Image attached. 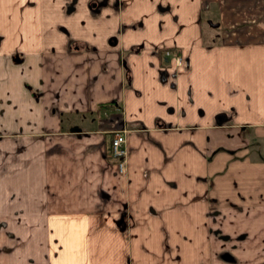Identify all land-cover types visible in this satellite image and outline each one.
Masks as SVG:
<instances>
[{
    "label": "crops",
    "instance_id": "obj_1",
    "mask_svg": "<svg viewBox=\"0 0 264 264\" xmlns=\"http://www.w3.org/2000/svg\"><path fill=\"white\" fill-rule=\"evenodd\" d=\"M0 38V264H264V0H0Z\"/></svg>",
    "mask_w": 264,
    "mask_h": 264
},
{
    "label": "built area",
    "instance_id": "obj_2",
    "mask_svg": "<svg viewBox=\"0 0 264 264\" xmlns=\"http://www.w3.org/2000/svg\"><path fill=\"white\" fill-rule=\"evenodd\" d=\"M127 130L123 128L116 129L114 131V135L111 138V154L113 157L116 158L117 162L116 165L118 167V171L120 174H126L127 167L125 166V162L127 160V153H126V137Z\"/></svg>",
    "mask_w": 264,
    "mask_h": 264
},
{
    "label": "rangeland",
    "instance_id": "obj_3",
    "mask_svg": "<svg viewBox=\"0 0 264 264\" xmlns=\"http://www.w3.org/2000/svg\"><path fill=\"white\" fill-rule=\"evenodd\" d=\"M2 34H7V33L2 32ZM11 55L13 56L14 61H18V62H19V60H21V57L23 56L22 52L11 53ZM218 232L221 233V234L219 233V236H222L221 238L216 236V237H218V239L222 240V241H220V248L224 247L223 249L226 252V255L224 256L225 257L224 263L225 264H237L238 260H240L239 255L237 253H235V251H234V248L236 247L237 243H234V239H232L229 236V233L223 232L221 230H219ZM222 232H223V235H222Z\"/></svg>",
    "mask_w": 264,
    "mask_h": 264
},
{
    "label": "flooded vegetation",
    "instance_id": "obj_4",
    "mask_svg": "<svg viewBox=\"0 0 264 264\" xmlns=\"http://www.w3.org/2000/svg\"><path fill=\"white\" fill-rule=\"evenodd\" d=\"M99 2H97V4L95 5V9H92V11L94 12L96 9H99L100 8V5H101V3H99Z\"/></svg>",
    "mask_w": 264,
    "mask_h": 264
}]
</instances>
